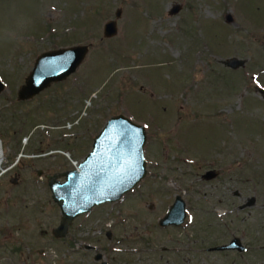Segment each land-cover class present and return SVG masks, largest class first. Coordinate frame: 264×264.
Segmentation results:
<instances>
[{"label":"rangeland","instance_id":"rangeland-1","mask_svg":"<svg viewBox=\"0 0 264 264\" xmlns=\"http://www.w3.org/2000/svg\"><path fill=\"white\" fill-rule=\"evenodd\" d=\"M13 5L25 27L0 38V264H264V0H0V28ZM74 45L89 52L73 75L17 101L39 54ZM116 115L145 128L146 176L54 238L45 174L74 169ZM174 195L187 221L163 231ZM233 237L245 253L197 251Z\"/></svg>","mask_w":264,"mask_h":264},{"label":"water","instance_id":"water-1","mask_svg":"<svg viewBox=\"0 0 264 264\" xmlns=\"http://www.w3.org/2000/svg\"><path fill=\"white\" fill-rule=\"evenodd\" d=\"M181 9L175 4L169 15H175ZM121 10L115 12V19L103 25L102 38L110 39L117 35V20ZM229 16L227 22H231ZM89 52L88 45L61 47L39 54L24 84L17 91V101L32 100L53 84L60 83L74 74L84 62ZM235 70L244 66V60L231 58L222 62ZM5 84L0 78V95ZM264 95V89L258 88ZM147 133L143 126L137 125L123 115H116L107 120L94 137L91 150L80 162L77 170H67L60 174L46 175L47 185L53 202L61 214L59 224L52 230L54 238L61 239L68 234L73 221L81 215L89 214L96 206L116 203L132 191L146 176V161L143 149ZM39 176L42 171H38ZM215 177L209 171L204 178ZM63 178V181L59 179ZM15 183V180L11 181ZM185 205L178 197L170 206L160 225H179L185 218ZM108 238L110 234H107ZM218 250H245L239 238H233L229 244ZM96 254L95 261L102 260ZM101 264H106L102 261Z\"/></svg>","mask_w":264,"mask_h":264},{"label":"flooded vegetation","instance_id":"flooded-vegetation-1","mask_svg":"<svg viewBox=\"0 0 264 264\" xmlns=\"http://www.w3.org/2000/svg\"><path fill=\"white\" fill-rule=\"evenodd\" d=\"M209 171H214V170H209ZM209 171H206L204 174H203V176H202V178H204V175L207 173V172H209ZM215 172V171H214ZM46 175H48V174H45V178H46ZM215 177H216V172H215ZM214 178V177H213ZM205 179V178H204ZM207 180V179H206ZM234 196H237V193H234L233 194ZM180 198V200H182L183 202H184V205H185V218H184V220H183V222L181 223V224H179V225H167V226H162V225H160V221H161V219L166 215V213H167V211H168V209L170 208V206L172 205V204H174V202L177 200V198ZM172 204L171 205H169V207H168V209H167V211L164 213V215L160 218H157V226H159V228L161 229V230H163V231H169V230H178V229H181V228H183V226L185 225V223H186V221H187V205H186V202L179 196V195H174V197H173V201H172ZM233 238H238V237H233ZM232 238V239H233ZM231 239V240H232ZM240 239V238H239ZM230 240V241H231ZM241 240V239H240ZM229 241V242H230ZM229 242L227 243V244H229ZM241 243H242V241H241ZM227 244H222V245H216V246H213V247H207V248H205V249H197V251H202V250H205L206 252H217V253H226V252H237V253H245L246 251H247V247L246 246H244L243 244V246L245 247V250L244 251H242V252H240V251H238V250H236V249H234V250H218L217 248L218 247H221V246H225V245H227ZM87 247H89V246H87ZM87 249H89V248H87ZM162 249V251H167L168 249L166 248V247H162L161 248ZM181 248H174V253L175 254H179V250H180ZM182 251H184V252H186V253H190V252H188L186 249H182ZM178 256V255H177ZM95 257V256H94ZM95 261V260H94ZM182 261H185L184 259H182Z\"/></svg>","mask_w":264,"mask_h":264},{"label":"clouds","instance_id":"clouds-1","mask_svg":"<svg viewBox=\"0 0 264 264\" xmlns=\"http://www.w3.org/2000/svg\"><path fill=\"white\" fill-rule=\"evenodd\" d=\"M25 27L24 19L16 13V7L13 5L4 13V24L0 28V38L4 40H13L17 38L19 32Z\"/></svg>","mask_w":264,"mask_h":264},{"label":"built area","instance_id":"built-area-1","mask_svg":"<svg viewBox=\"0 0 264 264\" xmlns=\"http://www.w3.org/2000/svg\"><path fill=\"white\" fill-rule=\"evenodd\" d=\"M66 125H67L66 127H68V128L73 126V124L71 122H68ZM63 128H65V126Z\"/></svg>","mask_w":264,"mask_h":264}]
</instances>
